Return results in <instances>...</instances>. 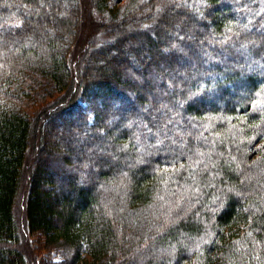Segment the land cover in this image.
I'll list each match as a JSON object with an SVG mask.
<instances>
[{
    "label": "trees",
    "instance_id": "trees-1",
    "mask_svg": "<svg viewBox=\"0 0 264 264\" xmlns=\"http://www.w3.org/2000/svg\"><path fill=\"white\" fill-rule=\"evenodd\" d=\"M39 252L264 264V0H0V264Z\"/></svg>",
    "mask_w": 264,
    "mask_h": 264
},
{
    "label": "rangeland",
    "instance_id": "rangeland-1",
    "mask_svg": "<svg viewBox=\"0 0 264 264\" xmlns=\"http://www.w3.org/2000/svg\"><path fill=\"white\" fill-rule=\"evenodd\" d=\"M93 19L95 20V16H93ZM94 20H93V22H94ZM73 59L75 60V57H73ZM72 66L74 67V63L73 62H72ZM22 189H21V192L24 191V189L23 190ZM23 203H24V199H22V197H18L17 204L15 206L14 211H15L16 219L20 223L21 229L25 230V224H24L23 214H22V212H23ZM26 234H27V232H26ZM23 236H25V231L23 233ZM30 243H32L34 248H37L38 245H37V241L35 240V238L30 239ZM38 254L39 255L36 258V263L37 264H47L48 261H50V260L57 261V260L60 259V256L58 254H55V253H51L50 255H48L47 253H43V252L40 253L39 252Z\"/></svg>",
    "mask_w": 264,
    "mask_h": 264
}]
</instances>
